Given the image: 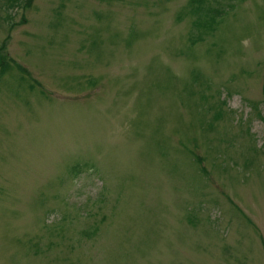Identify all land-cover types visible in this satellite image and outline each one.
Returning a JSON list of instances; mask_svg holds the SVG:
<instances>
[{
  "label": "rangeland",
  "instance_id": "obj_1",
  "mask_svg": "<svg viewBox=\"0 0 264 264\" xmlns=\"http://www.w3.org/2000/svg\"><path fill=\"white\" fill-rule=\"evenodd\" d=\"M195 1L0 0V264H264V0Z\"/></svg>",
  "mask_w": 264,
  "mask_h": 264
},
{
  "label": "trees",
  "instance_id": "obj_2",
  "mask_svg": "<svg viewBox=\"0 0 264 264\" xmlns=\"http://www.w3.org/2000/svg\"><path fill=\"white\" fill-rule=\"evenodd\" d=\"M204 2L205 0H196L194 2L195 4H198L196 11L200 16V18H198L195 21L194 25L196 28H201L202 30H210V29L212 30L215 28L217 21L215 17L211 18V13H213L216 16H220L223 13V10H219V9H215L211 7L205 8L203 6ZM0 60H1L0 61V70H1L0 72H3L2 68L7 64V57L1 52H0ZM263 94H264V85H263Z\"/></svg>",
  "mask_w": 264,
  "mask_h": 264
}]
</instances>
